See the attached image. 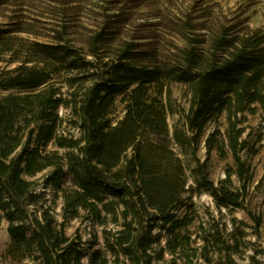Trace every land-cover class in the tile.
I'll return each mask as SVG.
<instances>
[{
    "label": "trees",
    "instance_id": "obj_1",
    "mask_svg": "<svg viewBox=\"0 0 264 264\" xmlns=\"http://www.w3.org/2000/svg\"><path fill=\"white\" fill-rule=\"evenodd\" d=\"M170 1L0 0V62L14 65L0 67L10 264H239L242 235L203 222L192 198L248 204L242 152L249 115L264 123V30L247 7L229 17L192 0L174 13ZM62 106L77 133L61 129ZM258 135L256 153L264 125ZM247 212L257 234L262 217ZM73 219L88 238L67 233Z\"/></svg>",
    "mask_w": 264,
    "mask_h": 264
},
{
    "label": "rangeland",
    "instance_id": "obj_2",
    "mask_svg": "<svg viewBox=\"0 0 264 264\" xmlns=\"http://www.w3.org/2000/svg\"><path fill=\"white\" fill-rule=\"evenodd\" d=\"M195 1V0H193ZM211 1L214 5V9L229 15V17L234 16L237 12L248 8L246 16L251 27L261 28L264 30V0H260L257 3L248 6L247 0H206V2ZM192 0H171L169 5H173L172 9L174 13H181L187 7L191 6ZM205 2V3H206ZM200 4L201 1H196ZM9 21V18L0 17L1 22ZM14 65H6L5 62H0V67L11 68ZM186 99L184 96V88L180 84H175L173 86V98L172 103L174 107L181 109L185 104ZM122 105L119 106V114L122 112ZM59 116L62 117V127L64 131H72L77 133V130L72 128L70 123L71 113L70 109L65 107H60L58 110ZM172 117L170 118V125H172ZM248 129L244 135L247 138V148L242 152L244 159L247 164L251 167L253 172L252 183H248L249 194L247 196L248 204L241 208L229 211L226 207L219 208L213 197L206 191H198L193 196L194 209L199 213L200 219L208 224L213 219L220 222L222 225L227 227L228 231L235 230L236 235H242V253L235 254L236 260L239 264H249L251 261V256L256 255V260L252 261V264H264V150L256 153L259 144L258 133L262 129L264 123L261 118L260 112L256 114L249 115L248 119ZM70 129V130H68ZM50 147H54L53 144ZM206 149L204 146L200 150V156L204 157ZM231 163L229 159L228 164ZM226 163L220 165L214 173V179L217 182L219 179L225 176ZM235 185H238L236 176H232ZM192 182V181H191ZM260 183L257 189H254L255 185ZM247 208L251 209L255 213H260L262 217V223L256 234L254 221L252 220L250 214L247 212ZM76 230H79L84 238L89 237V225L86 223H81L79 219H73L67 222L66 231L68 234H73ZM9 234L7 231V222L3 220L0 228V259L5 264H10V259L4 257V250L9 242Z\"/></svg>",
    "mask_w": 264,
    "mask_h": 264
}]
</instances>
